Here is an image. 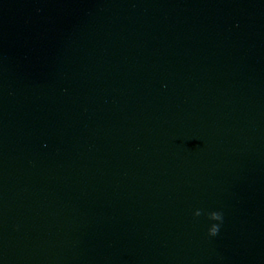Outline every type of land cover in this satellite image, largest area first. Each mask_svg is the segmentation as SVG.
Listing matches in <instances>:
<instances>
[{
	"label": "water",
	"instance_id": "obj_1",
	"mask_svg": "<svg viewBox=\"0 0 264 264\" xmlns=\"http://www.w3.org/2000/svg\"><path fill=\"white\" fill-rule=\"evenodd\" d=\"M0 264H264V0H0Z\"/></svg>",
	"mask_w": 264,
	"mask_h": 264
},
{
	"label": "clouds",
	"instance_id": "obj_2",
	"mask_svg": "<svg viewBox=\"0 0 264 264\" xmlns=\"http://www.w3.org/2000/svg\"><path fill=\"white\" fill-rule=\"evenodd\" d=\"M218 219H221V223H223V219L221 216L217 217ZM220 230V225H216L214 226L211 230H210V236H216L218 234Z\"/></svg>",
	"mask_w": 264,
	"mask_h": 264
}]
</instances>
